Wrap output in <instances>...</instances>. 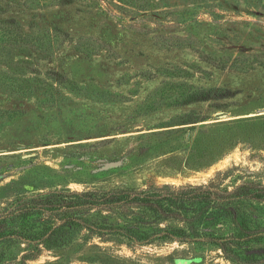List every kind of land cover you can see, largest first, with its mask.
<instances>
[{
    "label": "rangeland",
    "instance_id": "374dc122",
    "mask_svg": "<svg viewBox=\"0 0 264 264\" xmlns=\"http://www.w3.org/2000/svg\"><path fill=\"white\" fill-rule=\"evenodd\" d=\"M56 1L0 0V22L71 38L50 58L32 55L37 74L0 63L2 82L44 80L24 94L0 86V212L31 193L205 185L217 172H226L214 182L220 188L264 184V0ZM199 52L254 65L220 70ZM171 68L189 74L163 73ZM47 71L81 92L53 83ZM221 87L236 94L176 104L194 89ZM188 115L200 121L183 124ZM28 252L24 244L0 246V264H240L213 246L176 240L80 237L37 259L24 260Z\"/></svg>",
    "mask_w": 264,
    "mask_h": 264
},
{
    "label": "trees",
    "instance_id": "16d2710c",
    "mask_svg": "<svg viewBox=\"0 0 264 264\" xmlns=\"http://www.w3.org/2000/svg\"><path fill=\"white\" fill-rule=\"evenodd\" d=\"M70 2L56 1L60 5ZM30 29V34L25 33L14 19L0 22V63L22 76L37 74L30 60L33 54L50 58L55 48L71 41L57 29L40 32L34 25ZM76 48L81 49L77 44ZM15 49L23 54V59L14 60ZM199 58L220 70L244 71L254 65L253 62L245 64L237 56L212 58L199 52ZM258 65L264 67V62ZM163 73L189 74L182 68L164 69ZM46 76L59 86L81 92L64 75L47 71ZM43 81L35 77H11L10 82L0 80V86L12 94H24L37 90ZM235 94L225 87L194 89L184 93L176 104L219 101ZM198 121V117L188 115L183 124ZM225 175L226 172H217L208 184L195 186L151 183L143 189L92 188L81 192L65 189L23 195L0 212V246L8 249L14 244H24L29 250L23 257L25 260L68 248L80 237L103 240L110 237L139 245L176 240L213 246L225 258L240 264H263L264 184L246 181L231 190L220 188L218 182L214 184Z\"/></svg>",
    "mask_w": 264,
    "mask_h": 264
}]
</instances>
